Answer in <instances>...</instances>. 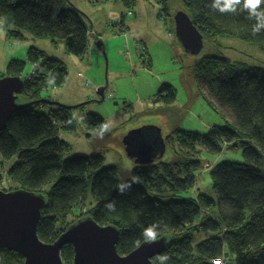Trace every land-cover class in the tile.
<instances>
[{"label":"trees","instance_id":"16d2710c","mask_svg":"<svg viewBox=\"0 0 264 264\" xmlns=\"http://www.w3.org/2000/svg\"><path fill=\"white\" fill-rule=\"evenodd\" d=\"M88 1L93 4L117 1L128 13L134 12L137 4V0ZM212 2L182 0V11L189 14L204 39L240 38L258 43L264 50V29L255 36L252 34L256 20L248 18L242 4L236 12L221 13L211 7ZM260 9L264 10V3ZM162 11L163 7L160 16ZM126 20L127 15L123 14L112 25L125 27ZM0 28L9 37L20 40H26V35L31 34L50 39L54 44L63 42L68 53L81 58L89 51L90 28L82 12L68 0H0ZM97 42L103 46L101 40ZM27 59L33 77L32 72L28 78L22 76L26 62L12 60L8 66L7 77H21L25 81L20 101L23 97L27 102L40 100L44 90L62 87L69 80L65 63L50 57L44 49L30 47ZM193 75L225 124L213 127L207 134L179 129L174 136L192 150L197 143H202L219 153L228 143L235 149L242 148L249 160L247 164L223 162L211 171L220 221L206 217L189 232L201 208L213 209L217 205L215 200L200 194L197 199L173 196L163 201L148 194L149 188L164 185L174 192L195 187L194 172L199 162L187 158L172 165L136 167L133 179L121 183L119 168L104 167L101 155L63 160L62 155L69 146L61 138L60 130L73 128L72 110L38 104L15 113L7 129L0 133V184L7 179L14 183L8 192L15 191V185L18 190L41 194L40 188L54 181L51 190L42 193L47 198L38 227L42 241L55 243L84 217L76 210L82 207L91 188L97 204L88 212L89 216L99 225L114 226L120 231L117 250L122 256L147 242L143 230L155 224L158 225L156 240L166 237L168 245L161 255L167 259L156 258L154 264H214L217 258H222L225 264H264V159L261 153L264 152V69H243L227 58L208 54L194 64ZM157 99L172 103L174 89L163 85ZM82 119L97 134L100 126L107 124L102 116L94 113H84ZM14 159L16 163L6 168V163ZM109 203L114 204V210L106 208ZM70 216L76 220L70 221ZM205 231L217 234L199 242L196 253L194 237ZM136 241H140L139 247ZM61 255L66 264L74 263L72 245H66ZM0 264H24V258L15 252L0 250Z\"/></svg>","mask_w":264,"mask_h":264},{"label":"rangeland","instance_id":"374dc122","mask_svg":"<svg viewBox=\"0 0 264 264\" xmlns=\"http://www.w3.org/2000/svg\"><path fill=\"white\" fill-rule=\"evenodd\" d=\"M68 1L82 12L89 28L93 25L95 31L102 36L103 46L101 47L94 37L89 44L87 55L81 58L68 53L63 42L54 44L50 39L38 38L31 34L26 35V40H20L9 37L6 31L0 28V78L8 76V66L12 60L27 63L22 76L28 78L32 67L27 54L32 46L44 49L50 57L61 60L68 69L69 80L62 87L44 90L41 99H50L68 107L86 105L72 110V129L60 130L61 138L69 146L62 155L63 160L74 156L101 155L104 157V167L119 168L121 183L129 181L133 179L134 169L140 166L127 157L125 137L145 126L160 127L166 138L165 149L151 166L172 165L178 160L191 158L199 162L194 172L196 185L183 192H174L166 185L149 188V196L168 201L173 196L197 199L202 194L215 200L217 205L213 209L201 208L190 225L189 232H193V227L199 225L206 217L211 216L219 220L220 206L218 195L213 189L211 171L223 162L247 164L248 158L242 148L235 149L228 143L223 145L219 153L212 152L202 143H197L194 150L189 149L179 143L174 133L181 129L207 134L213 127L225 124L217 107L210 103L206 92L194 78L193 66L198 60L213 54L227 58L243 69H264L262 47L258 43L245 42L240 38H205L202 53L190 54L183 48L175 32L174 17L184 10L182 0H137L136 7L133 8L136 17H129L128 10L117 1L97 4L88 0ZM161 7L162 15L158 18L157 13ZM122 13L128 18L127 30L131 29L127 38L121 35L122 29H125L122 25H112ZM129 20L134 21L136 25L131 27ZM31 76H34L33 72ZM163 85H170L174 89L175 101L170 104L163 99H157ZM100 89H105L106 92L102 103L98 95ZM23 101L27 103L25 97ZM23 101L21 100V103H24ZM84 113L98 114L106 120L108 130L102 137L88 129L82 119ZM226 116L231 120L228 112ZM261 153L264 159V152ZM15 163L16 159L11 160L5 167ZM180 176L184 177V174ZM13 184L11 180H7L5 192H8ZM53 184L54 181H51L40 190L47 194ZM14 188L15 191L18 190V186L14 185ZM96 204L89 188L85 202L76 210L84 215L81 220L90 218L88 212ZM69 220L76 219L70 216ZM216 234L217 232L213 231L194 234L193 247L196 253L199 242L215 237ZM221 260L222 258H217L215 261Z\"/></svg>","mask_w":264,"mask_h":264},{"label":"water","instance_id":"95a60500","mask_svg":"<svg viewBox=\"0 0 264 264\" xmlns=\"http://www.w3.org/2000/svg\"><path fill=\"white\" fill-rule=\"evenodd\" d=\"M174 23L177 39L183 48L192 55H200L204 49V35L189 14L179 11ZM24 89L25 81L21 77L0 78V133L7 129L15 113L24 107L44 104L74 110L86 106L68 107L50 99L21 103L20 95ZM98 95L102 103L105 89L98 90ZM161 132V128L155 126L130 132L124 139L127 157L137 166H150L157 158L158 147H162V152L165 149ZM46 205L47 199L43 194L0 190V250L21 255L24 264H66L61 255L66 245L74 247L73 264H154V260L167 248L168 239L163 237L147 241L122 256L117 250L120 231L114 226L99 225L91 217L73 224L55 243H45L38 236V227Z\"/></svg>","mask_w":264,"mask_h":264},{"label":"clouds","instance_id":"9594fccd","mask_svg":"<svg viewBox=\"0 0 264 264\" xmlns=\"http://www.w3.org/2000/svg\"><path fill=\"white\" fill-rule=\"evenodd\" d=\"M262 3H264V0H213L211 7L215 10L220 11L221 13L236 12L237 6L242 4V10H246L248 12V18L250 19L254 18L256 20V24L254 25L252 30V34L255 36L262 29H264V10L260 9V5ZM49 83H51V81ZM107 130H108L107 124H102L100 126L98 131L101 137L103 136L104 132H106ZM106 208L110 210H114V204L109 203L106 205ZM157 227L158 225L154 224L143 230V236L146 241L152 242L156 240L158 235ZM136 246L137 247L140 246V241H136ZM158 258L161 259L162 261L167 259L166 256H159Z\"/></svg>","mask_w":264,"mask_h":264},{"label":"crops","instance_id":"0c3cea01","mask_svg":"<svg viewBox=\"0 0 264 264\" xmlns=\"http://www.w3.org/2000/svg\"><path fill=\"white\" fill-rule=\"evenodd\" d=\"M135 11V10H134ZM123 15V13L121 14V16ZM124 15H125V13H124ZM121 16H119L116 20H118L119 18H121ZM134 17H136V13H134ZM157 17L158 18H160L161 16L159 15V12L157 13ZM127 20H128V18H127ZM126 20V21H127ZM135 21H137V19L135 20ZM112 23H114V21L112 22ZM127 23L128 22H126L125 23V27H123V28H125L124 30L122 29V31H121V35L123 36V37H125V38H127V36H128V32H129V34H131V29L129 28L128 30H127ZM93 24V23H92ZM129 24H130V26L131 27H133L134 25H136L135 24V22L134 21H130L129 20ZM112 26V25H111ZM113 26H114V24H113ZM98 30V29H97ZM90 37H91V40H90V42L92 43V39L95 37V39H96V41H98V40H101V38H102V36H100V34L99 33H97L96 31H95V29L93 28V25H92V28H90ZM123 37H121V39H123ZM106 93V92H105Z\"/></svg>","mask_w":264,"mask_h":264},{"label":"built area","instance_id":"2783aa9c","mask_svg":"<svg viewBox=\"0 0 264 264\" xmlns=\"http://www.w3.org/2000/svg\"><path fill=\"white\" fill-rule=\"evenodd\" d=\"M128 15L129 17H133L132 13H129ZM5 189H7V180L0 184V190H5ZM214 264H225V262L222 259L221 261H214Z\"/></svg>","mask_w":264,"mask_h":264},{"label":"flooded vegetation","instance_id":"af4514ba","mask_svg":"<svg viewBox=\"0 0 264 264\" xmlns=\"http://www.w3.org/2000/svg\"><path fill=\"white\" fill-rule=\"evenodd\" d=\"M151 132H154V131H151ZM161 133H162V136H163V138H164L165 135H163V132H161ZM153 134H154V133H153ZM164 140H165V142H166V138H164ZM161 151H162V147H158V149H157V151H156V153H155V154H157V157L160 155Z\"/></svg>","mask_w":264,"mask_h":264},{"label":"bare ground","instance_id":"6f19581e","mask_svg":"<svg viewBox=\"0 0 264 264\" xmlns=\"http://www.w3.org/2000/svg\"><path fill=\"white\" fill-rule=\"evenodd\" d=\"M130 13L134 14V12H130Z\"/></svg>","mask_w":264,"mask_h":264}]
</instances>
